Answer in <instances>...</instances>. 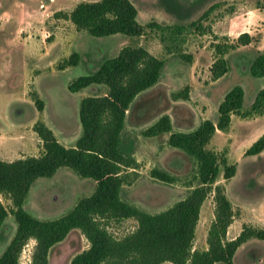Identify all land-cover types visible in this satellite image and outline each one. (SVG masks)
<instances>
[{
	"label": "trees",
	"instance_id": "obj_1",
	"mask_svg": "<svg viewBox=\"0 0 264 264\" xmlns=\"http://www.w3.org/2000/svg\"><path fill=\"white\" fill-rule=\"evenodd\" d=\"M164 8L174 14L167 0H160ZM138 10L131 0L81 1L66 14L76 30L86 31L94 37L124 34L138 37L148 28H157L170 34H181L186 26L161 25L155 21L145 25L137 21ZM195 25V23H192ZM184 42V38L180 40ZM250 43V35L241 33L236 45ZM235 45V46H236ZM235 46L231 45L230 48ZM224 48L210 67L213 80L226 74L230 66ZM186 63L192 56L177 52ZM74 52L63 60L58 69L63 70L79 63ZM164 60L151 54L142 46H125L119 53L103 59L93 73L80 76L68 85L70 92H77L91 84H104L107 94L88 96L79 103L81 135L74 147H66L56 138L53 130L43 121H36L32 129L42 142L39 156H27L5 161L0 159V195L9 199L8 209L0 201V230L10 214L16 223V231L0 256V264H21L20 256L30 239L35 240L30 264H48L50 249L62 242L72 230H79L88 247L75 254L69 264H234L238 248L255 238L264 240V229L243 224L240 233L227 239V229L236 216L223 184L231 179L237 165L228 160L224 152L207 148L218 129L227 131L231 115L247 116L261 112L264 105V89L256 94L248 110H243L244 91L233 86L218 105L216 123L206 119L190 132L172 131L168 115H162L154 124L142 131L145 137L170 133L167 144L181 150L196 163L197 186L189 185L187 195L167 209L149 213L125 201L122 187L130 185L139 176L140 164L122 139L127 111L138 94L152 87L161 74ZM253 77L264 76V53L254 58L250 66ZM188 87L174 94L175 98L188 97ZM38 111L43 101L32 96ZM264 150V132L245 150L244 155H257ZM60 167H69L78 176L90 178L95 189L80 198L65 215L55 219H40L30 214L24 204L33 182L51 177ZM152 177L171 183L174 176L153 168ZM212 195L214 219L207 231V248L194 250L196 226L204 201ZM133 219L134 230L117 236L112 223Z\"/></svg>",
	"mask_w": 264,
	"mask_h": 264
},
{
	"label": "rangeland",
	"instance_id": "obj_2",
	"mask_svg": "<svg viewBox=\"0 0 264 264\" xmlns=\"http://www.w3.org/2000/svg\"><path fill=\"white\" fill-rule=\"evenodd\" d=\"M81 1L97 0H0V126L3 135L21 130L24 136H33L32 126L36 121H43L50 127L64 146L81 134L78 95L71 93L68 85L78 77L87 75L94 60L102 58L101 55L91 57L88 52L93 53L97 46L107 49L105 55H110L118 43L114 37L100 39L85 31L66 41V31L71 26L66 14ZM134 1L140 24L165 20L160 0ZM167 1L173 6V25L186 26V29L175 35L157 28H148L146 34L156 37L162 43L166 55L172 53L177 57V52L193 55L203 46L206 50L212 49L216 57L224 48H228L224 55L230 71L224 87L230 88L241 82L245 90L244 103L251 102L257 91L264 86V79L253 77L249 71L254 58L264 53V0ZM243 32L249 33L250 43L236 45L238 36ZM182 38L184 42L180 41ZM231 45L236 46L230 48ZM153 49L159 53L154 44ZM74 52H86L84 61L77 67L58 69V65ZM196 59L195 67L199 76H206L204 71L210 59L206 55L196 56ZM183 78L184 73H180V79ZM180 84V90H183L185 86ZM35 95L44 103L42 111L37 110L32 100ZM214 96L217 103L218 94ZM195 102L192 104L196 115L204 107ZM162 107L165 104L155 105L148 95L139 96L131 111H128L129 123L136 125L135 130L131 133L132 137L128 134L123 140L126 150L138 151L140 166L139 176L130 185L122 187L121 196L149 213L167 209L187 195L189 185L194 187L199 183L195 178L196 163L187 154L176 149L175 152L162 151V155L158 156L156 153L165 147L161 137L154 143H143L141 131L154 121ZM213 107L214 104L209 106ZM260 111L254 114L264 112V105ZM217 116L216 110H210L208 119H216ZM257 120L252 122L251 119L252 123L245 126L235 124L228 140L225 135H216L212 141L213 149H220L226 155L229 153L228 160L237 162L236 174L231 179L225 181L221 172L218 177V183L224 185L236 214L231 234L240 232L242 223H255L259 217V206L264 205V153L259 157L245 156L243 151L255 130L259 132L264 129V114ZM3 148L17 150L20 145L7 140ZM32 150L37 156L42 153L41 150L36 151L35 147ZM153 168L167 172L175 180L168 183L152 177L150 171ZM94 189V180L78 176L69 167H60L53 176L38 178L33 182L24 208L40 219H55L68 213L80 198L89 196ZM7 200L0 195V201L9 209L11 202L8 204ZM214 208L213 197L210 195L200 210L194 250L207 248L206 236L214 219ZM135 227L136 221L127 219L112 223L111 230L117 236H122ZM34 245V241L30 240L24 247L20 256L21 264H30ZM86 247L88 241L84 235L79 230H72L61 243L51 249L48 264H69L71 258ZM233 261L234 264H264L261 240L252 238L242 244Z\"/></svg>",
	"mask_w": 264,
	"mask_h": 264
},
{
	"label": "crops",
	"instance_id": "obj_3",
	"mask_svg": "<svg viewBox=\"0 0 264 264\" xmlns=\"http://www.w3.org/2000/svg\"><path fill=\"white\" fill-rule=\"evenodd\" d=\"M131 1L136 6L135 1L134 0H131ZM159 4L161 6H163L161 3H159ZM163 8H164V6H163ZM164 11L165 12H163V15H164V17H166L165 20L155 21V22H157L163 26L173 25L174 19H175L174 14L171 12H168L165 8H164ZM80 32L81 31L76 30L75 26L71 22V26L66 31V41L69 38H71V36L76 35ZM146 33L147 32H145V34L138 36V37L127 36V35L119 34V33L114 34V35L105 36V37H114V39H116L118 42L117 46L114 49V51H112V53L110 55H105L106 53H108L107 49H102V48L97 47V46L95 47L97 49L95 51H93V53L88 52L91 57L98 56V55H101V57H102L98 60H94L93 65H92V69L89 71L88 74L96 71L100 62L103 59L116 56L119 53V51L125 46H132V47L142 46V47H144L146 50H148L154 56L163 59L164 65L162 67L159 80L152 87H150L147 90L138 94L136 96V98L134 99V101L132 102L129 110L131 111V107H132L133 103L135 102V100L139 96L148 95L150 97V101L152 103H154L155 105L165 104V107H162L158 111L156 118L148 127H150L152 124H154L162 115H168L170 118V121H171L172 131H177V132L193 131L200 125V123L202 121L208 119V114H209L210 110H212L214 112H215V110L217 111L218 105L221 102V100L223 99L224 95L233 87V86L230 88L224 87L226 79L229 76L230 69L223 76L219 77L218 79L213 80L211 77L210 67L218 56H216V57L214 56L212 49L206 50L205 46H203L200 50H198L196 53L191 55L192 56L191 63L184 64V61L180 57L173 56L172 53L166 55L163 51L162 43L160 41H158L156 39V37L153 38V36H149ZM98 38L101 39L103 37H98ZM157 41H158V43H156ZM153 44H154V47H156V48L158 47L159 53L157 52V50L155 51L153 49ZM21 47L24 49L23 45H21ZM85 53L84 52L78 53L79 57H80L79 63L75 66L67 67L66 70L79 66L80 63L82 61H84V54ZM200 55H206L207 58L210 59V64L208 66H206L205 71H204V73H206V76L204 75L201 77L199 76L198 71L196 70V67H195V63L197 60L196 56L200 57ZM104 56H106V57H104ZM224 58H226L225 55H224ZM180 73H184V78L182 80L180 79ZM260 79H264V76L260 77ZM180 83H183L185 88L186 87L189 88L188 89V97L186 99L174 97V94L179 92L180 89L182 88V84H180ZM235 85H240L243 88V91H244L243 110H248L250 108L251 104L253 103L255 97L252 99L251 102H249L248 104H245L244 103L245 90H244L242 83L237 82V83H235ZM91 87H93V89H91ZM261 89H264V86L262 88H260L258 91H260ZM258 91H257V93H258ZM71 93L78 95L77 100L80 103L81 99L84 97L106 95L107 94V87L104 84H91V85L81 89L80 91L71 92ZM215 94H218L217 103H215V97H216V96H214ZM195 96L197 97L196 100H195ZM195 101H197V103H198L197 105H201L202 108L204 107V110H202L200 112V114L197 113L196 115H195L194 107L192 104V103H196ZM211 104L212 105L214 104L213 108H209V106H211ZM128 111L126 114L124 129L122 131V139L123 140H124L125 136H127L128 134L130 136L131 133H133V131L135 130V126H136V125L133 126L131 123H129V112ZM78 113H79V111H78ZM262 114H264V112H262L259 115L262 116ZM259 115L254 114V113L247 115V116L232 114L229 129L225 132L217 129L215 131L214 135L212 136V138L210 139L209 143L207 144V148L211 149L213 151H216V152H220V149H213L211 147L212 141L216 135H225L227 137V140H228V137H230L231 132H233L235 124L240 125V126L250 125L252 122L258 121L257 119L259 117H261ZM217 118H218V116H217ZM217 118L212 119L211 121L216 123ZM251 119H252V122H250ZM32 123H34V122H32ZM32 123H31V125H32ZM148 127H146V128H148ZM146 128H144L143 130H145ZM2 130H3V128L0 126V159L5 160V161H13L15 159L22 158V157L37 156L32 150L34 147L36 148V151H38V152L40 150H41V152L43 151L42 143L34 131H32L33 136H24L23 134L20 133L21 130L15 132L13 134H10V135H7V133H5L3 135ZM142 131H141V133H142ZM256 131L257 130H255L254 135L249 140L247 148L264 132V129L260 130L259 132H256ZM169 134L170 133H163V134L152 136V137H145L144 136L143 137V139H144L143 143L151 144V143H154L156 141V139L161 137L164 141L163 145H165V147L160 149V151H158L157 153L156 152H154V153H156L158 156H161L162 151L165 152L166 150H169V151L175 152V151H177L176 148L170 147L167 144ZM4 137H6V138L3 139ZM78 137L72 143L66 144V147H74ZM131 137H132V135H131ZM6 139L20 145V149H17V150H15L13 148L4 149L3 145L7 141ZM132 140L135 141V139H132ZM243 151L245 152V150H243ZM131 152H132L133 156L136 158L137 162L140 163V159L138 158V151H136V149H134ZM263 153H264V150L257 155H249V156H258L259 157V156L263 155ZM153 155H155V154H153ZM227 155L229 157V153H227ZM236 163L237 162H235V164ZM158 168H160V166ZM9 201L10 200H7L8 204H10ZM232 207H233V205H232ZM233 209H234V207H233ZM262 216L264 217V205L259 206V217L255 221V223L250 222V224L249 223H245V224L252 225L256 228L264 229V218L262 219L261 218ZM235 220H236V218H234V221ZM234 221L231 223V225L227 229L226 236H227V239H229V240L235 238L240 233L238 231L234 232L233 234L230 233L231 226L233 225ZM242 226H243V223H242ZM242 226H241V229H242ZM241 229H240V231H241ZM15 231H16V223L14 222L12 216L9 214L8 217L6 218L1 230H0V242L2 240L0 256L4 252L5 248L9 244V242L11 241L12 237L15 234ZM30 240L34 241V244H35L34 239H30ZM261 246L264 249V240H261ZM51 249H50V251H51ZM50 251H49V253H50ZM48 259H49V254H48Z\"/></svg>",
	"mask_w": 264,
	"mask_h": 264
},
{
	"label": "built area",
	"instance_id": "obj_4",
	"mask_svg": "<svg viewBox=\"0 0 264 264\" xmlns=\"http://www.w3.org/2000/svg\"><path fill=\"white\" fill-rule=\"evenodd\" d=\"M30 263H31V261H30Z\"/></svg>",
	"mask_w": 264,
	"mask_h": 264
}]
</instances>
